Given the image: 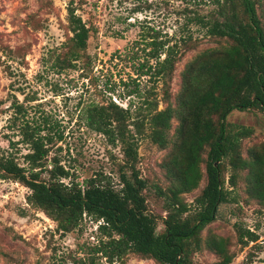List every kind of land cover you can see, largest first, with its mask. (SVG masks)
Returning a JSON list of instances; mask_svg holds the SVG:
<instances>
[{
	"label": "rangeland",
	"instance_id": "obj_1",
	"mask_svg": "<svg viewBox=\"0 0 264 264\" xmlns=\"http://www.w3.org/2000/svg\"><path fill=\"white\" fill-rule=\"evenodd\" d=\"M68 7L91 29L83 54L88 64L84 68L78 62L76 68L59 74L50 56L62 52V45L72 36ZM215 10L210 2L193 0H0V157L12 155L19 165H25L23 157L29 150L20 142L22 137L12 123L15 110L11 109L14 104L23 105L29 121L41 123L46 118L50 123L52 131L42 132L53 138L47 164L57 158L69 171L70 177L62 179L64 183L75 180L82 184L95 174H103L119 188L121 173H128L120 169L124 161L121 148L86 125V107L109 100L123 108L130 101L137 107L142 105L146 90H152L151 101L157 103V110L168 103L174 107L186 63L201 52L225 45L191 22L194 17L212 22ZM260 17L264 24V16ZM153 33L158 40H169V46L190 33L192 49L181 50L169 83L168 101L162 99V85L149 82L147 77L137 79L139 98L125 97L126 90L134 87L125 83L129 77H136L138 64L146 60L150 50L146 43ZM227 122L235 129L253 130L241 139L243 157L264 145V112L233 111ZM170 126L168 137L173 141L178 120L173 118ZM131 131L137 140L136 169L147 183L143 196L149 213L158 217L160 233L166 213L156 190H168L172 185L167 174L172 144L160 148L147 136V128L141 136ZM203 167L198 186L182 195L187 204L205 185ZM222 173L225 188L231 191L230 200L219 206L215 221L202 231L201 249L192 254V263L223 264L221 257L204 247L208 234H212L226 239L231 257L228 264H264V207L248 192L246 170L238 172L233 187L228 183L229 166L224 164ZM29 195V189L21 184L0 180V264H156L134 255H126L123 263H107L95 250L100 240L106 241L98 229L99 222L83 216L75 229L63 233L55 221L29 204ZM238 227L253 232L257 241L245 246L239 243Z\"/></svg>",
	"mask_w": 264,
	"mask_h": 264
},
{
	"label": "trees",
	"instance_id": "obj_2",
	"mask_svg": "<svg viewBox=\"0 0 264 264\" xmlns=\"http://www.w3.org/2000/svg\"><path fill=\"white\" fill-rule=\"evenodd\" d=\"M193 1L214 5L212 22L197 17L191 22L205 29L207 35L223 40L225 45L201 52L186 63L174 107L168 103L163 110H157V103L151 101L152 90H146L142 105L137 107L130 101L123 108L111 100L86 107V125L106 137L109 144L121 148L124 161L120 169H127L128 173H121L119 188L103 174H95L82 184L75 180L64 183L62 179L70 177L69 171L57 158L47 164L53 138L42 132L52 131L48 120L29 121L23 105L14 104L11 108L15 110L12 123L29 152L23 157V166L14 156L2 155L0 180L11 179L29 189V204L55 221L63 233L75 229L83 216L99 222L98 229L106 241L100 240L95 250L107 263H123L126 255H134L156 264H193L191 256L201 249L202 231L215 221L219 206L230 200L231 191L225 188L222 173L224 164L231 169L228 183L232 187L238 172L247 171L248 192L264 207V145L259 150L252 148L243 157L241 139L249 137L253 130L235 129L227 122L233 111L264 112V24L260 17L264 16V1ZM67 12L72 36L62 45V52L50 56L59 74L76 68L78 62L84 68L88 64L83 54L91 29L72 7ZM155 34L149 35L146 44L150 50L146 60L138 64L136 77H129L130 81L125 83L126 87L134 84L126 90L125 97L139 98L137 79L147 77L149 82L160 83L162 99H169L175 65L182 57L181 50L192 49L189 45L192 36L189 33L169 46V40H158ZM173 118L178 120V126L171 141L168 133ZM144 128L149 129L147 136L160 148L172 144L173 154L167 164L172 185L168 190H156L166 213L161 219L160 233L158 217L149 213L143 196L147 183L136 169L137 140L131 129L141 136ZM201 165L205 185L193 202L187 204L182 195L198 186L203 174ZM236 231L238 242L244 246L257 241L249 230L238 227ZM204 247L221 257L223 264L230 262L225 238L208 234Z\"/></svg>",
	"mask_w": 264,
	"mask_h": 264
}]
</instances>
